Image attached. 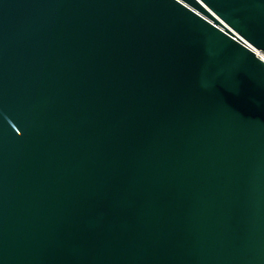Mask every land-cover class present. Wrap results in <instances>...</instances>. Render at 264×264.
I'll use <instances>...</instances> for the list:
<instances>
[{
	"label": "water",
	"instance_id": "95a60500",
	"mask_svg": "<svg viewBox=\"0 0 264 264\" xmlns=\"http://www.w3.org/2000/svg\"><path fill=\"white\" fill-rule=\"evenodd\" d=\"M264 0H0V264H264Z\"/></svg>",
	"mask_w": 264,
	"mask_h": 264
},
{
	"label": "built area",
	"instance_id": "2783aa9c",
	"mask_svg": "<svg viewBox=\"0 0 264 264\" xmlns=\"http://www.w3.org/2000/svg\"><path fill=\"white\" fill-rule=\"evenodd\" d=\"M261 53V52H260ZM262 54V55H261ZM261 54H258V56L260 57V58H262V59H264V54L263 53H261Z\"/></svg>",
	"mask_w": 264,
	"mask_h": 264
},
{
	"label": "bare ground",
	"instance_id": "6f19581e",
	"mask_svg": "<svg viewBox=\"0 0 264 264\" xmlns=\"http://www.w3.org/2000/svg\"><path fill=\"white\" fill-rule=\"evenodd\" d=\"M258 54H261L260 52H258ZM262 55V54H261ZM264 56V55H263Z\"/></svg>",
	"mask_w": 264,
	"mask_h": 264
}]
</instances>
